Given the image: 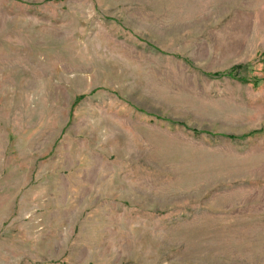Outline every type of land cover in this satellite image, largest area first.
Listing matches in <instances>:
<instances>
[{
	"label": "rangeland",
	"instance_id": "374dc122",
	"mask_svg": "<svg viewBox=\"0 0 264 264\" xmlns=\"http://www.w3.org/2000/svg\"><path fill=\"white\" fill-rule=\"evenodd\" d=\"M0 264H264V0H0Z\"/></svg>",
	"mask_w": 264,
	"mask_h": 264
}]
</instances>
